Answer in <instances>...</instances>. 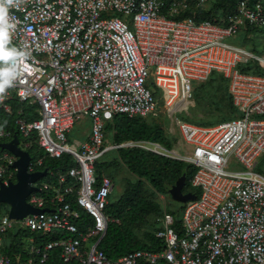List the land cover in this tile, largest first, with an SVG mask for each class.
Returning <instances> with one entry per match:
<instances>
[{
	"label": "built area",
	"instance_id": "2783aa9c",
	"mask_svg": "<svg viewBox=\"0 0 264 264\" xmlns=\"http://www.w3.org/2000/svg\"><path fill=\"white\" fill-rule=\"evenodd\" d=\"M192 1L14 0L8 5L0 21V80L8 81L0 110L10 112V102L17 100L31 108L33 118H16L18 134L0 123V143L16 135L18 148L29 153L30 173L41 170L45 157L68 154L74 164L55 176L56 186L40 179L31 184L38 190L26 203L48 211L14 219L9 206L0 209V264H264V173L254 169L264 155V74L238 67L264 68V54L233 41L247 27L264 31V2L238 0L217 22L176 18ZM214 71L227 78L237 115L209 125L179 118L193 103L194 85ZM160 100L178 127L183 151L149 140L107 142L105 125L114 115L156 116ZM84 117L88 134L70 145L68 134ZM33 145L44 155L32 158ZM118 147L195 167L191 185L198 194L183 203L179 228L165 209L157 218L159 251L110 258L98 248L111 220L105 212L111 180L97 176L94 162ZM17 158L0 148V183L15 181ZM42 189L54 195H40ZM23 230L36 235L23 238L24 256H9L3 251L6 234Z\"/></svg>",
	"mask_w": 264,
	"mask_h": 264
},
{
	"label": "trees",
	"instance_id": "16d2710c",
	"mask_svg": "<svg viewBox=\"0 0 264 264\" xmlns=\"http://www.w3.org/2000/svg\"><path fill=\"white\" fill-rule=\"evenodd\" d=\"M237 1L213 0L207 8H204L196 6L193 0L176 18L190 16L196 21L207 19L217 22L235 10ZM261 1L264 2V0ZM255 29L257 28L247 27L240 31L233 41L253 52L264 53V48L250 43ZM238 67L244 72L264 74V68H261L258 64H240ZM227 83V78L221 73L214 71L202 84L205 91L203 93L195 92L193 97L195 104H200L202 101L209 99L212 109L220 113L218 118L207 121L202 117H192L185 113H180L178 117L182 120L202 125L214 124L234 118L237 115V111L228 93ZM10 104V112L0 110V123L3 128L11 130L13 134H18L15 120L18 117L33 118L29 113L31 108L17 100H12ZM19 109L21 110L20 113H18ZM107 130L112 131L110 141L113 144L129 140H149L158 142L167 149H171L176 144L175 139L167 138L161 126L147 123L142 117H128L127 115L116 114L105 125L106 136ZM29 151L32 158L44 155L43 151L34 145ZM110 155L112 156L111 159L109 158ZM73 164L74 161L68 154H63L60 158L45 157L39 169L43 170L46 168L48 172L39 180V183L47 182L56 186L55 176L65 172ZM94 164L99 178L106 175L111 176L114 171L112 167L120 164H124L127 170L135 175V178L126 180L122 193L115 200L108 201L105 212L111 217V220L107 224L106 232L100 240L98 248L110 258H116L135 250H161L163 247L162 240L155 237V231L160 229V223L157 218L163 212V206L159 198L160 196L168 195V189L182 173H185V181L182 187L183 193L192 192L195 195L198 194L196 188L191 185V179L195 171L194 165L137 147L111 149ZM259 172L264 173V169ZM39 194L44 196L54 195L52 191L45 189H42ZM66 198L74 206L73 194H69ZM177 204L178 208H168L167 211L174 215V226L178 229L183 204L178 202ZM0 209L6 208H1L0 204ZM30 235L35 237L36 234L26 230L7 233L3 242V251L9 256H13L18 252H21L22 256H24L26 247L23 238H27ZM52 237L53 235L45 236L43 239L38 238L37 241L50 240Z\"/></svg>",
	"mask_w": 264,
	"mask_h": 264
},
{
	"label": "rangeland",
	"instance_id": "374dc122",
	"mask_svg": "<svg viewBox=\"0 0 264 264\" xmlns=\"http://www.w3.org/2000/svg\"><path fill=\"white\" fill-rule=\"evenodd\" d=\"M212 1L213 0H195L194 3L197 5L200 2L199 6L207 8L209 4L212 3ZM252 36H253L252 41L250 43L256 44L260 46L261 48H264V31L257 28L253 31ZM0 48L4 50V46H1ZM8 50H9V47L6 48L7 53H8ZM258 54H264V53H258ZM202 84L203 83H198L194 85V94L195 92L203 93L205 91L204 85ZM159 104H160V110L157 113V115L145 117L144 120L147 123L157 124L161 126L164 129L165 135L167 136L168 139L176 140V144L177 146L178 145L179 146L175 148H177L178 152H181L183 151L182 147L180 146V144H182V141H181V138L178 132V127L174 124V122H171L169 117L167 116V112L165 111L163 101L160 100ZM183 113L188 114V116H192V117H202L203 119H206L207 121L215 120L216 118H218V116H220V113L218 111L212 109L211 101L209 99H207L206 101H202L200 104H195V100H193L192 105L188 108L186 112H183ZM89 128H90V123L86 117L78 120V122L74 125V127L68 134L69 144L75 146V141L79 142L81 140H84L88 134ZM106 133H107V136H106L107 142L113 143L110 141L111 140L110 136L112 135V131L107 130ZM112 156L114 155L112 154ZM112 156L110 155L109 158L111 159ZM112 169H111L113 171L112 175L111 176L106 175L107 177H109L111 181H113V184H114V187L109 193L108 201L115 200L119 196V194L122 193L127 179L135 178V175L131 174L127 170V167L124 164L114 165ZM254 169L256 171H260L261 169H264V155L256 159ZM159 199H160L161 205L163 206V209L165 210H167L168 208L169 209L178 208L177 202L173 201L171 197L169 196V194L160 196ZM0 204H1V208H8L9 206L6 203H0Z\"/></svg>",
	"mask_w": 264,
	"mask_h": 264
},
{
	"label": "water",
	"instance_id": "95a60500",
	"mask_svg": "<svg viewBox=\"0 0 264 264\" xmlns=\"http://www.w3.org/2000/svg\"><path fill=\"white\" fill-rule=\"evenodd\" d=\"M18 139L14 135L12 140L7 143H0V147L15 154L18 158L14 161L13 166L17 171L15 174V181L8 182L7 185L0 183V203L9 205V216L14 219H21L28 213L48 211L49 209H36L28 205L25 201L26 196L32 191H37L38 188L31 185L37 180L44 177L47 169L44 168L40 171L28 172L27 165L30 160L29 153L22 151L17 146ZM185 181V173H182L176 182L168 189V194L171 199L178 203H185L188 200L195 198V193H183L182 187Z\"/></svg>",
	"mask_w": 264,
	"mask_h": 264
},
{
	"label": "clouds",
	"instance_id": "9594fccd",
	"mask_svg": "<svg viewBox=\"0 0 264 264\" xmlns=\"http://www.w3.org/2000/svg\"><path fill=\"white\" fill-rule=\"evenodd\" d=\"M13 2L14 0H0V21H2L6 16L8 5L12 4ZM7 85V80H0V100L3 99V92Z\"/></svg>",
	"mask_w": 264,
	"mask_h": 264
},
{
	"label": "crops",
	"instance_id": "0c3cea01",
	"mask_svg": "<svg viewBox=\"0 0 264 264\" xmlns=\"http://www.w3.org/2000/svg\"><path fill=\"white\" fill-rule=\"evenodd\" d=\"M114 187V184H113V181H111V188H110V192H111V190H112V188ZM109 192V193H110Z\"/></svg>",
	"mask_w": 264,
	"mask_h": 264
},
{
	"label": "bare ground",
	"instance_id": "6f19581e",
	"mask_svg": "<svg viewBox=\"0 0 264 264\" xmlns=\"http://www.w3.org/2000/svg\"><path fill=\"white\" fill-rule=\"evenodd\" d=\"M95 165V164H94Z\"/></svg>",
	"mask_w": 264,
	"mask_h": 264
}]
</instances>
